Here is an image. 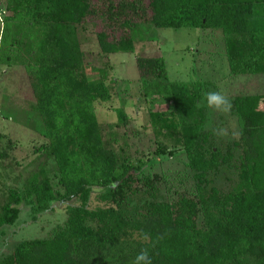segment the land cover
Masks as SVG:
<instances>
[{
    "label": "trees",
    "instance_id": "1",
    "mask_svg": "<svg viewBox=\"0 0 264 264\" xmlns=\"http://www.w3.org/2000/svg\"><path fill=\"white\" fill-rule=\"evenodd\" d=\"M3 9L0 64H24L30 74L63 191L56 193L45 169L11 190L0 243L21 205L34 222L53 203L79 205L67 207L65 222L47 237L18 242L0 264H133L143 249L152 264H264V95L235 98L241 142L223 153L207 130L210 83H170L163 59H136L144 85L170 99L177 121L173 144H158L161 156L180 149L195 182L194 193L158 200L164 178L151 171L164 158L134 166L106 147L93 110L110 100L105 74L87 79L78 36L92 27L101 52L114 55L134 52L140 25L219 31L230 75L264 77V0H6ZM117 116L126 121L123 110ZM94 188L104 206L89 209ZM141 195L145 202L134 204Z\"/></svg>",
    "mask_w": 264,
    "mask_h": 264
},
{
    "label": "rangeland",
    "instance_id": "2",
    "mask_svg": "<svg viewBox=\"0 0 264 264\" xmlns=\"http://www.w3.org/2000/svg\"><path fill=\"white\" fill-rule=\"evenodd\" d=\"M5 3L6 0H0V47ZM132 35L133 53L105 55L92 27L84 26L78 30L85 75L92 81L105 74V86L110 94L109 101L93 104L103 140L117 157L129 159L134 166L164 158L151 171L164 178L157 194L158 200L170 199L175 191L194 193L193 175L181 150H170L161 156L158 144H173L172 136L176 130L170 126L177 121L170 116V99L153 95L152 90L144 85L136 59L161 58L165 62L168 82L210 83L207 93L220 92L230 101L231 107L226 111L210 107L207 122V130L212 133L211 145L223 153L227 147L234 150L233 144L241 142L239 125L231 110L233 101L237 97L264 95V77L230 75L224 40L219 31L157 29L152 25H140ZM34 100L30 74L25 65L0 64V212L11 190L20 188L42 169L46 170L56 193L63 191L55 174V162L46 153L48 140L41 117L35 111ZM260 104L258 111L263 109V104ZM119 110L126 114L123 123L117 116ZM236 154H242V151L238 149ZM217 182L224 187L225 177ZM100 193L101 189L92 190L89 209L104 206L98 200ZM146 199L145 195L138 196L134 204L141 205ZM78 205L77 200L53 203L36 222L27 208L19 206V219L14 226L4 230L6 234L0 243V259L11 254L18 242L47 237L65 222L67 207Z\"/></svg>",
    "mask_w": 264,
    "mask_h": 264
},
{
    "label": "clouds",
    "instance_id": "3",
    "mask_svg": "<svg viewBox=\"0 0 264 264\" xmlns=\"http://www.w3.org/2000/svg\"><path fill=\"white\" fill-rule=\"evenodd\" d=\"M205 99L207 106L215 108L217 110H228L231 107L230 101L222 95L220 92H209L206 94ZM144 239H148V235L145 234ZM133 264H152V259L149 252L143 249L136 255Z\"/></svg>",
    "mask_w": 264,
    "mask_h": 264
}]
</instances>
